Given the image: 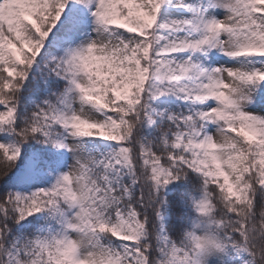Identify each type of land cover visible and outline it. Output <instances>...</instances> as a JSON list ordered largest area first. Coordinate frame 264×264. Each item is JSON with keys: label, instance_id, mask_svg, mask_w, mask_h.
<instances>
[{"label": "snow or ice", "instance_id": "obj_1", "mask_svg": "<svg viewBox=\"0 0 264 264\" xmlns=\"http://www.w3.org/2000/svg\"><path fill=\"white\" fill-rule=\"evenodd\" d=\"M0 264H264V0H0Z\"/></svg>", "mask_w": 264, "mask_h": 264}]
</instances>
